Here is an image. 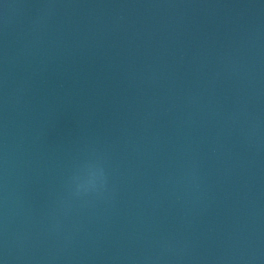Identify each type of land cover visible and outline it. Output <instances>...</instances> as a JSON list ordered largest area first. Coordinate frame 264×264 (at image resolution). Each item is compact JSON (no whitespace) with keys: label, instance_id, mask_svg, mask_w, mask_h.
<instances>
[{"label":"water","instance_id":"1","mask_svg":"<svg viewBox=\"0 0 264 264\" xmlns=\"http://www.w3.org/2000/svg\"><path fill=\"white\" fill-rule=\"evenodd\" d=\"M0 259L264 264V0H0Z\"/></svg>","mask_w":264,"mask_h":264},{"label":"clouds","instance_id":"2","mask_svg":"<svg viewBox=\"0 0 264 264\" xmlns=\"http://www.w3.org/2000/svg\"><path fill=\"white\" fill-rule=\"evenodd\" d=\"M98 170L97 162H84L69 178L68 185L70 191L74 194H79L82 190H87L89 187H95V179L98 175Z\"/></svg>","mask_w":264,"mask_h":264},{"label":"snow or ice","instance_id":"3","mask_svg":"<svg viewBox=\"0 0 264 264\" xmlns=\"http://www.w3.org/2000/svg\"><path fill=\"white\" fill-rule=\"evenodd\" d=\"M0 264H4V260L3 259H0Z\"/></svg>","mask_w":264,"mask_h":264}]
</instances>
